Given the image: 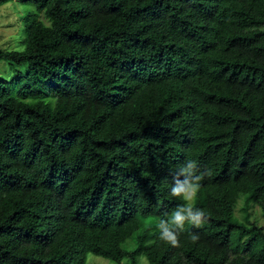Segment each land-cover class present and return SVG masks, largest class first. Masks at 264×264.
<instances>
[{
    "label": "trees",
    "instance_id": "16d2710c",
    "mask_svg": "<svg viewBox=\"0 0 264 264\" xmlns=\"http://www.w3.org/2000/svg\"><path fill=\"white\" fill-rule=\"evenodd\" d=\"M18 1L35 11L0 50L25 67L0 78V264H264V226L234 213L240 195L264 212V0ZM187 160L211 171L208 219L173 247L157 225Z\"/></svg>",
    "mask_w": 264,
    "mask_h": 264
},
{
    "label": "rangeland",
    "instance_id": "374dc122",
    "mask_svg": "<svg viewBox=\"0 0 264 264\" xmlns=\"http://www.w3.org/2000/svg\"><path fill=\"white\" fill-rule=\"evenodd\" d=\"M35 11V7L32 3H24L18 0H11L0 5V50H22L24 48L25 35L24 29V17L28 12ZM38 18L43 20L46 24L47 19L43 13L38 14ZM18 70H24L25 67H13L6 61L0 60V78L10 80L12 76ZM46 98L53 103V98L46 96ZM259 203H250L246 208L244 198L240 195L234 205L235 216L244 220L247 216L248 219L256 221L264 226V212L261 209ZM247 209V212H246ZM149 217L145 218L148 220ZM143 226L129 239L125 241L123 246L131 248L135 245L136 234L142 231ZM154 231V228L151 229ZM85 264H117L115 261L103 258L92 253H88L86 256ZM121 264H130L128 259H124ZM137 264H147V259L144 255H139L137 258Z\"/></svg>",
    "mask_w": 264,
    "mask_h": 264
},
{
    "label": "clouds",
    "instance_id": "9594fccd",
    "mask_svg": "<svg viewBox=\"0 0 264 264\" xmlns=\"http://www.w3.org/2000/svg\"><path fill=\"white\" fill-rule=\"evenodd\" d=\"M205 175L210 176L211 171L206 169L201 173L195 160H187L176 174L171 195L180 198L184 203L172 212L170 221H161L157 225L160 239L173 247L180 246L179 235L185 230L186 224L199 228L208 219L206 211L196 207L194 203L201 186L200 181ZM198 239L196 234L191 236L193 242Z\"/></svg>",
    "mask_w": 264,
    "mask_h": 264
}]
</instances>
